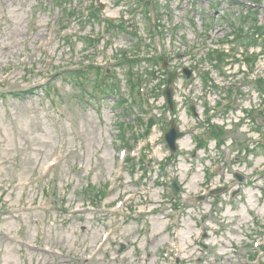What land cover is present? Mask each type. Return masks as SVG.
<instances>
[{
	"label": "rangeland",
	"instance_id": "obj_1",
	"mask_svg": "<svg viewBox=\"0 0 264 264\" xmlns=\"http://www.w3.org/2000/svg\"><path fill=\"white\" fill-rule=\"evenodd\" d=\"M94 4L127 28L90 48L85 35L101 27L81 22ZM253 26L264 28V0H0V264H252L253 242L264 244V36L249 41ZM126 53L165 68L151 77L140 59L130 84L115 67ZM100 64L110 77L99 85ZM161 71L176 73L170 112L152 94ZM137 76L148 107L132 104ZM207 103L227 129L207 124ZM172 120L183 132L173 155ZM130 148L141 154H118Z\"/></svg>",
	"mask_w": 264,
	"mask_h": 264
},
{
	"label": "trees",
	"instance_id": "obj_2",
	"mask_svg": "<svg viewBox=\"0 0 264 264\" xmlns=\"http://www.w3.org/2000/svg\"><path fill=\"white\" fill-rule=\"evenodd\" d=\"M94 17V16H93ZM255 28V29H254ZM254 30H253V32L251 33V35H249V37H252V38H249L248 40L249 41H252V39H254V36L256 37V38H263V36H264V28L263 27H255L254 26ZM245 35H243V37H244ZM251 44H248V46H250ZM122 61L121 62H119L118 63V65H119V67H125V66H127L128 67V76H129V82H130V84H131V78L133 77V74L132 73H134L133 72V70H134V67L137 65V63H138V61L139 60H131V59H128L127 58V56L126 55H122ZM80 71H82V70H72L71 71V73L74 75V76H76V77H79V76H81V74H80ZM99 73V72H98ZM97 73V74H98ZM135 74V73H134ZM136 75V74H135ZM107 78H109V76H107ZM106 78V79H107ZM110 79H114L113 77L112 78H110ZM101 84V83H100ZM99 84V85H100ZM137 85H138V81H137ZM103 86H105V87H107V85H106V83L104 84H102L101 85V87H103ZM99 87V86H98ZM114 89V86H109V89ZM133 93V86H132V88H131V90H130V94H132ZM132 103L133 104H135L136 103V100H132ZM152 123H153V121H151L150 122V126L152 125ZM97 196V195H96Z\"/></svg>",
	"mask_w": 264,
	"mask_h": 264
},
{
	"label": "water",
	"instance_id": "obj_3",
	"mask_svg": "<svg viewBox=\"0 0 264 264\" xmlns=\"http://www.w3.org/2000/svg\"><path fill=\"white\" fill-rule=\"evenodd\" d=\"M184 72L186 73L187 76H189L190 72L188 70L185 69ZM174 76H175V73H169L168 74L167 86L164 90V95H165L167 103L171 109H172V90L170 88V83L172 82ZM180 136H181V133H179L178 130L176 129V127L172 124L169 131L165 134V139H166L167 145L171 149V151L176 150L175 141ZM173 187L176 190V186H175L174 182H173Z\"/></svg>",
	"mask_w": 264,
	"mask_h": 264
}]
</instances>
